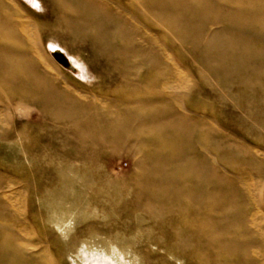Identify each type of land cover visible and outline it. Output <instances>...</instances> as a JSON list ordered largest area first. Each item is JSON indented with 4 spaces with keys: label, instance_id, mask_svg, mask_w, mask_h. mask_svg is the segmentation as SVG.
Wrapping results in <instances>:
<instances>
[{
    "label": "rangeland",
    "instance_id": "rangeland-1",
    "mask_svg": "<svg viewBox=\"0 0 264 264\" xmlns=\"http://www.w3.org/2000/svg\"><path fill=\"white\" fill-rule=\"evenodd\" d=\"M0 1V264H264V0H146L130 82L57 0Z\"/></svg>",
    "mask_w": 264,
    "mask_h": 264
},
{
    "label": "bare ground",
    "instance_id": "bare-ground-1",
    "mask_svg": "<svg viewBox=\"0 0 264 264\" xmlns=\"http://www.w3.org/2000/svg\"><path fill=\"white\" fill-rule=\"evenodd\" d=\"M57 1L60 4V9L68 18L66 27L70 32L75 35L82 34L92 36L96 39L97 45L105 52L108 50L109 53L108 47H114L115 54H118L123 62L124 76L127 82H130L129 78L133 76V73L138 67H143L145 69L156 64V60L150 56L148 37L141 33L140 28L139 30L138 27H136V23H139L145 30L148 29V11L145 6L146 0H126L128 3L126 8L120 6V2L117 3L114 0ZM157 1L162 2V0ZM200 8V6H194V9L197 11ZM165 13L181 16V14L177 12L173 13L168 11ZM0 14L5 17L4 22L0 23V32L5 33L6 36H13L18 39L20 37L22 38V43L25 42L26 39H28L24 36L27 26L25 24L26 22L22 21V17L18 12L12 6H7L0 1ZM137 36L143 37L142 43L136 42L135 38ZM111 40L113 41L112 43L110 42ZM57 54L62 53L57 52Z\"/></svg>",
    "mask_w": 264,
    "mask_h": 264
},
{
    "label": "water",
    "instance_id": "water-1",
    "mask_svg": "<svg viewBox=\"0 0 264 264\" xmlns=\"http://www.w3.org/2000/svg\"><path fill=\"white\" fill-rule=\"evenodd\" d=\"M52 57L59 63H61L63 66H68V61L62 54H56V52L52 53Z\"/></svg>",
    "mask_w": 264,
    "mask_h": 264
},
{
    "label": "crops",
    "instance_id": "crops-1",
    "mask_svg": "<svg viewBox=\"0 0 264 264\" xmlns=\"http://www.w3.org/2000/svg\"><path fill=\"white\" fill-rule=\"evenodd\" d=\"M80 244H78L79 246L82 245V242H79ZM84 245V244H83Z\"/></svg>",
    "mask_w": 264,
    "mask_h": 264
}]
</instances>
